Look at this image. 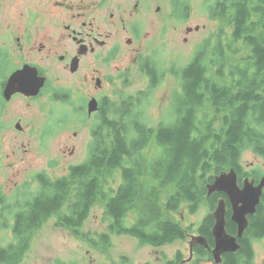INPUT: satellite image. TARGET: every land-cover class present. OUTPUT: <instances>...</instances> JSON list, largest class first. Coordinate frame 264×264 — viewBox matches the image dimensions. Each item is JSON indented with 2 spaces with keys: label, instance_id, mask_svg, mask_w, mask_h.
<instances>
[{
  "label": "trees",
  "instance_id": "trees-1",
  "mask_svg": "<svg viewBox=\"0 0 264 264\" xmlns=\"http://www.w3.org/2000/svg\"><path fill=\"white\" fill-rule=\"evenodd\" d=\"M212 5L217 28L187 64L162 67L145 60L151 64L145 103L157 85L170 80V117L151 124L141 99L133 113L112 108V114H103L100 139L91 141L82 162L55 177L38 173L34 195H22L16 210L5 205L0 264H20L50 219L101 251L111 245V234L152 246L184 240L186 229L176 214L206 206L203 227L209 229L211 210L226 198L207 194L215 175L233 168L238 183L246 176L258 179L259 174L242 169L241 158L245 151L264 158V0H214ZM97 204L108 220L106 232H84ZM226 219L227 231L234 232L236 226ZM263 236L264 193L240 248L225 253L219 264H256L253 240ZM196 252L188 263L178 251L156 264H213L206 250ZM118 264L131 262L121 256Z\"/></svg>",
  "mask_w": 264,
  "mask_h": 264
},
{
  "label": "flooded vegetation",
  "instance_id": "flooded-vegetation-1",
  "mask_svg": "<svg viewBox=\"0 0 264 264\" xmlns=\"http://www.w3.org/2000/svg\"><path fill=\"white\" fill-rule=\"evenodd\" d=\"M200 5L207 18L212 20L209 1L201 0ZM0 13L8 18L6 26L1 22L4 19L0 18V25L4 27L0 30L2 111L14 97L29 102L45 98L47 101L43 107L51 115L54 111L51 102L61 103L65 113L78 119L76 123L67 124L72 128L86 127L87 155L91 141L100 139L102 115L112 114V108L120 114L133 113L136 99L145 97V80L149 85L148 70L153 65L150 56L163 49L168 57H175L179 43H189L191 33L199 30H196L198 25H188L197 11L187 0H0ZM12 60L15 65L9 66ZM145 60L151 64H145ZM16 71L25 84L23 87L31 84L33 87V83L43 80L36 95L15 92L5 98L7 80ZM16 124L20 128L17 129ZM14 128L20 133L26 131L21 125V118H18ZM76 132L73 134L76 135ZM71 150L73 155L74 147ZM243 161L241 159V166ZM249 168L246 170L242 166L249 174H259L258 179L264 176L261 167ZM37 176V171H30L23 181L13 184L10 191L6 190V184H0V221L4 218L6 204L16 210L22 195L36 193ZM246 177L238 184L241 185ZM223 199L226 201V198ZM214 208L211 210L212 218ZM229 209L226 201L225 219L228 215L235 225ZM256 212L248 216L246 230ZM176 216L186 229L184 239L189 243L188 257L182 254V262L194 259L199 248L206 250L213 259L214 218L209 229H205L203 219L184 223L182 213ZM236 232L237 228L228 233L236 235ZM195 237H201L204 243L194 242L190 256L191 239ZM241 238H238L239 244ZM213 264H216L214 260Z\"/></svg>",
  "mask_w": 264,
  "mask_h": 264
},
{
  "label": "rangeland",
  "instance_id": "rangeland-1",
  "mask_svg": "<svg viewBox=\"0 0 264 264\" xmlns=\"http://www.w3.org/2000/svg\"><path fill=\"white\" fill-rule=\"evenodd\" d=\"M187 1L197 11L188 25L191 27L198 25L199 30L191 33L189 43H179L175 57H168V53L163 49L150 56L159 66H170L168 63H172L171 65L182 67L187 64L201 40L217 28V20L207 18L200 5L201 0ZM208 1L211 6H214L212 5L214 0ZM0 18L4 19L1 22L6 26L8 18L3 13H0ZM202 25H205V28H202ZM2 29L4 30V27L0 25V30ZM183 34L184 32L182 36ZM170 59L173 60L170 61ZM13 64L15 65L14 60L9 63V66ZM165 80L154 88L153 94L149 96L146 103L144 98H140L142 101L140 105L146 109L147 121L153 125L167 120L170 117L169 112L172 113V109L168 110L171 84L170 80ZM149 85L145 80V90ZM140 99H136V107ZM46 101L42 98L29 102L20 97H14L4 105L5 111H2L0 107V184H6L7 191L11 190L13 184L23 181L30 171L46 172L55 177L66 172L69 165L82 162L87 155L88 131L86 127L72 128L70 124H67L76 123L78 119L65 113L61 103L52 101L50 105L54 109L53 114H47L43 107ZM18 118H21V125L26 128L24 133L14 128ZM65 124H67L66 127H62ZM74 131H77L76 135L73 134ZM72 147L75 150L73 155L71 154ZM241 159L244 160L242 166L246 170H249V167H261L264 170V158L261 156L245 151ZM249 164L253 166L248 167ZM207 212L206 206L199 208L194 214L188 213L186 209L181 211L184 223L202 220ZM107 222L101 205L97 204L84 222L82 230L93 234L106 232ZM110 243L111 245L103 251L94 249L83 240L73 236L68 230L55 226L54 219H50L35 234L20 264H118L121 256L126 257L131 264H153L163 260V256L172 259L178 251L185 258L188 257L189 243L186 239L156 247L140 244L136 238L129 235L111 234ZM253 249L254 262L262 264L264 236L253 240Z\"/></svg>",
  "mask_w": 264,
  "mask_h": 264
},
{
  "label": "water",
  "instance_id": "water-1",
  "mask_svg": "<svg viewBox=\"0 0 264 264\" xmlns=\"http://www.w3.org/2000/svg\"><path fill=\"white\" fill-rule=\"evenodd\" d=\"M198 26H196V30ZM18 75V72H13L6 83L4 96L9 98L15 92H22L25 95H36L39 92L43 80L40 79L30 86L23 87L24 82ZM16 128H20L16 124ZM237 173L233 168L227 171H222L215 175L212 182L206 185L207 194L211 195L214 192L223 193L226 196V201L229 202L231 208V220L235 223L237 232L236 235H231L226 230V201L221 198L212 212L214 225L212 233L214 236V247L212 249L213 260L216 264L222 261V254L236 252L240 248L238 238L243 236L244 231L248 227V216L256 212L257 206L261 202V197L264 193V176L255 181V179L244 178L242 184H238ZM194 242L204 243L201 237L191 239L189 253L192 254V244Z\"/></svg>",
  "mask_w": 264,
  "mask_h": 264
},
{
  "label": "bare ground",
  "instance_id": "bare-ground-1",
  "mask_svg": "<svg viewBox=\"0 0 264 264\" xmlns=\"http://www.w3.org/2000/svg\"><path fill=\"white\" fill-rule=\"evenodd\" d=\"M133 234V233H132Z\"/></svg>",
  "mask_w": 264,
  "mask_h": 264
}]
</instances>
